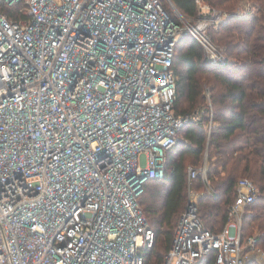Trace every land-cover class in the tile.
I'll return each instance as SVG.
<instances>
[{"label": "built area", "instance_id": "built-area-1", "mask_svg": "<svg viewBox=\"0 0 264 264\" xmlns=\"http://www.w3.org/2000/svg\"><path fill=\"white\" fill-rule=\"evenodd\" d=\"M196 4L189 17L171 0H0V264H144L154 231L142 185L164 177L180 129L200 120L172 110L176 43L188 34L211 63L227 60L208 30L232 14ZM212 126L210 115L202 127ZM206 171L188 166V180L207 183ZM258 192L239 178L218 232L191 193L156 264H197L212 250L214 264H264L257 235L242 236Z\"/></svg>", "mask_w": 264, "mask_h": 264}, {"label": "trees", "instance_id": "trees-1", "mask_svg": "<svg viewBox=\"0 0 264 264\" xmlns=\"http://www.w3.org/2000/svg\"><path fill=\"white\" fill-rule=\"evenodd\" d=\"M203 1L232 14L218 28L208 30L211 40L227 52V60L222 65L211 63L200 43L188 34L176 43L172 110L176 115L198 113L200 120L190 119L180 129L179 144L166 154L164 177L148 179L142 185L137 201L154 231L153 244L141 249L144 264L160 262L168 251L185 207L187 168L198 169L204 163L207 183L200 172L191 182L198 190L210 187L214 191H204L198 198V215L205 227L213 232L222 229L236 182L247 177L259 192L244 214L242 236L256 234L258 244L264 247V0ZM171 2L185 16L198 14L196 0ZM244 3L250 4L251 13L237 18ZM22 4L3 9L18 19ZM166 7L170 10L168 4ZM210 115L213 126L207 133L202 122ZM215 257L212 250L197 264H214Z\"/></svg>", "mask_w": 264, "mask_h": 264}, {"label": "rangeland", "instance_id": "rangeland-1", "mask_svg": "<svg viewBox=\"0 0 264 264\" xmlns=\"http://www.w3.org/2000/svg\"><path fill=\"white\" fill-rule=\"evenodd\" d=\"M242 2H247V0H241ZM246 4V3H244ZM243 4V6H244ZM243 9V8H242ZM227 54V52H225ZM205 55V54H204ZM241 178V177H240ZM194 191L195 192V195H196V202L198 204V198L203 194V192L205 190H198L196 188V185L193 184V182L189 181V187L187 188V194H186V202H185V205L187 203V201L190 199V196H191V193H194L192 192ZM206 192V191H205ZM156 250L161 252V247L160 246H157L156 247ZM247 261H253L254 263H257V264H262L259 259L257 257H254L253 255H249L248 256V259L246 260Z\"/></svg>", "mask_w": 264, "mask_h": 264}, {"label": "crops", "instance_id": "crops-1", "mask_svg": "<svg viewBox=\"0 0 264 264\" xmlns=\"http://www.w3.org/2000/svg\"><path fill=\"white\" fill-rule=\"evenodd\" d=\"M205 162H206V161H205ZM204 164H206V163H204ZM204 164H203V165H204Z\"/></svg>", "mask_w": 264, "mask_h": 264}]
</instances>
